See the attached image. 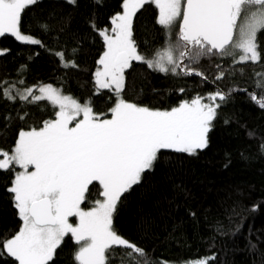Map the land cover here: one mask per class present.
<instances>
[{
  "label": "snow or ice",
  "instance_id": "snow-or-ice-1",
  "mask_svg": "<svg viewBox=\"0 0 264 264\" xmlns=\"http://www.w3.org/2000/svg\"><path fill=\"white\" fill-rule=\"evenodd\" d=\"M42 2L0 0V37L10 35L21 43L45 47L40 39L22 31L23 15ZM93 2L101 5L103 0ZM63 3L76 7L78 0ZM146 5L155 6L156 22L166 31L165 44L151 57L138 50L133 28L134 18ZM121 9L110 17L108 28L89 21L103 41L93 73V95L107 92L111 106L106 113L96 111L91 99L81 102L52 84L20 87L25 84L22 78L0 81L4 100L38 108L47 102L53 110L37 126L27 125L28 111L18 114L16 118L25 126L19 128L10 151L0 149V171L12 174L6 190L21 221L13 234H0V264H56L66 237L76 245V264H117L119 250H126L120 258L126 256L127 264H149L145 249L119 234L114 220L127 197L158 166L171 162L166 153L198 157L210 147L219 109L236 89L197 94L168 109L151 108L125 98L127 70L135 61L165 75L182 73L207 81L192 66L203 58L229 57L234 64L264 61V48L258 41L264 33V0H122ZM34 23L46 32L52 28L38 16ZM8 51L0 49V56ZM77 52L73 48L53 54L61 67L77 68L75 59L69 58ZM257 76L261 80L256 87L262 94L248 95L264 109V74ZM224 77L220 71L215 79ZM11 118L6 115L4 120ZM259 148L264 152V143ZM86 203L91 207L82 206ZM260 206L253 205L252 211ZM215 259L212 255L186 264H210Z\"/></svg>",
  "mask_w": 264,
  "mask_h": 264
},
{
  "label": "trees",
  "instance_id": "trees-1",
  "mask_svg": "<svg viewBox=\"0 0 264 264\" xmlns=\"http://www.w3.org/2000/svg\"><path fill=\"white\" fill-rule=\"evenodd\" d=\"M121 2L103 0L96 5L93 0H78L73 7L63 0H43L29 9L23 15L22 31L40 39L45 47L21 43L10 35L0 37V49L9 50L0 56V81L15 82L22 78L25 84L20 87L52 84L81 102L91 99L96 111L106 113L111 106L107 92L93 95V73L98 67L96 61L103 51V41L90 28L89 21L95 20L98 28L110 27V17L121 11ZM37 16L41 22L52 25L50 31H43L34 23ZM157 17L155 6L146 5L134 18L138 50L149 57L166 41V31L156 22ZM258 41L264 48V33L258 36ZM73 48L78 52L69 58L75 59L78 67H61L53 53L71 52ZM22 65L26 67L22 69ZM192 66L202 71L207 81L182 73L165 75L140 62H134L126 72L125 98L151 108L168 109L181 100L217 89L226 93L230 89L236 91L230 93L219 109L210 147L198 157L166 153L171 162L158 166L154 175L127 197L114 227L145 249L149 264L186 263L212 255L216 259L210 264H264V152L259 148L264 143V109L248 95L262 94L256 81L261 80L257 73L264 74V61L234 64L232 58L217 56L203 58ZM220 71L225 77L216 80ZM181 88L185 90L183 93L179 91ZM24 111L29 112L27 125L37 126L42 119L50 118L53 110L47 102L38 108L0 97V149L10 151L14 146L19 128L25 126L16 117ZM6 115L12 118L5 121ZM224 120L229 122L225 124ZM11 179V173L0 171V234L4 236L17 231L21 223L6 190ZM256 204L260 208L252 211ZM192 212L195 217L190 215ZM71 220L75 222V218ZM75 250L76 245L66 237L58 249L56 264H76ZM124 251L115 254L117 264H127L126 256L120 258V252Z\"/></svg>",
  "mask_w": 264,
  "mask_h": 264
},
{
  "label": "rangeland",
  "instance_id": "rangeland-1",
  "mask_svg": "<svg viewBox=\"0 0 264 264\" xmlns=\"http://www.w3.org/2000/svg\"><path fill=\"white\" fill-rule=\"evenodd\" d=\"M121 10H122V9H121ZM134 62H135V61H134ZM134 62H133V63H134ZM170 264H186V263H170Z\"/></svg>",
  "mask_w": 264,
  "mask_h": 264
}]
</instances>
